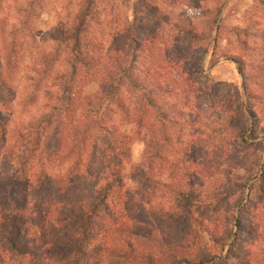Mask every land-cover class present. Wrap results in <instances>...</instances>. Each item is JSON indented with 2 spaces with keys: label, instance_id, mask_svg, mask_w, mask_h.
Instances as JSON below:
<instances>
[{
  "label": "trees",
  "instance_id": "1",
  "mask_svg": "<svg viewBox=\"0 0 264 264\" xmlns=\"http://www.w3.org/2000/svg\"><path fill=\"white\" fill-rule=\"evenodd\" d=\"M98 1L75 0L70 6L68 20L61 23L63 36L53 39L65 44L69 70L51 75L46 60L34 86L40 89L48 78L54 89L47 92L35 124L18 132L24 150L16 155V144L6 149L16 159L12 174L0 183V264H146L139 255L145 249L130 244L132 239L141 230L148 233L164 224L168 229L169 223L185 231L175 242L173 264H264V230L256 223L257 218L264 221V164L260 157L252 164L247 154L256 145L248 140L264 132V93L252 87V65L241 55L231 56L248 101L243 102L239 88L220 101L218 86L205 83L197 66L207 47L192 23L174 25L180 35L163 40L159 58V25L147 37L135 35L139 12L148 13L154 23L161 20V7L153 0H137L133 20L105 41L107 51L99 54L101 41L94 37L91 42L85 35L91 25L100 26ZM256 1L264 8V0ZM221 6L206 12L213 15L207 25L211 38L221 33ZM112 20L116 29L119 18ZM4 50V66L13 69V49ZM93 82L98 89L85 91ZM1 102L5 106L10 101ZM219 108L215 123L208 124L221 142L224 134L233 133L235 142L228 146L235 147L229 151L221 143V157L215 161L204 150L200 125L207 126L214 117L210 112ZM136 137L146 146L139 170L147 182L148 171L161 174L163 162L170 165L172 181L156 183L170 192L157 204V223L154 199L125 190L121 174ZM168 148L171 159L164 154ZM198 150L204 152L199 155ZM227 157L234 163L229 169ZM232 168L245 170V175ZM205 234L208 243L201 250ZM147 262L153 263L152 258Z\"/></svg>",
  "mask_w": 264,
  "mask_h": 264
},
{
  "label": "rangeland",
  "instance_id": "2",
  "mask_svg": "<svg viewBox=\"0 0 264 264\" xmlns=\"http://www.w3.org/2000/svg\"><path fill=\"white\" fill-rule=\"evenodd\" d=\"M74 2L75 0L72 2L71 0H0V65L2 63L0 116L3 118L0 121V183L2 184L5 182L4 180L10 177L15 168L13 159L16 157H10L6 153V149H13V145L16 144V155L24 150L23 140L19 139L18 132L23 127L29 128L31 124H35L41 104L46 101L47 92L54 89L51 87L52 82L48 78H45L46 84H43L40 89L37 87L35 89L34 86V81L41 79V71L45 67L46 60L49 68L48 73L51 75L58 71L66 72L69 70L65 44L60 46L53 39H61L63 36L61 23L64 24L68 20V15L71 13L70 6L73 9ZM153 2L161 7V20L157 19L158 23H154L153 18L148 13L139 12L134 27L136 28L135 35L144 38L154 29L155 24L160 26L155 43L157 54L162 51L163 40L180 35L174 28L175 24L185 27L192 23L194 29L198 33H202L200 40L204 45L203 48L207 47V52L202 61H197V66H200L202 74L207 77L203 80L205 83H208L209 86L213 84L218 86L217 91L221 93L218 97L220 101L227 94L234 95L237 91L234 92L233 90L238 88L242 94L243 102L246 104L248 101V98L243 95V77L238 70L237 63L231 58L232 55L237 57L241 55L252 65L249 68L254 83L252 87L255 91L264 93L262 88L264 86V8L256 0H153ZM96 5L100 26L91 25L93 27L90 30L88 28L89 32L87 30L85 35L91 42H94L93 39L95 38L101 41L102 49H99V54H102L108 48L105 41H110L111 37L118 33L127 22L133 20L137 0H99ZM219 6L222 8L220 14L222 20L218 21L217 26H221V33L218 35V32H215L211 38L207 34V25L208 18H213V15H208L206 12L210 9L214 13ZM113 16L119 18V26L116 29L112 24ZM236 30L240 32L239 35L236 34ZM215 37H217V41L214 39ZM243 43L244 45H242ZM5 46L13 49L11 57L13 69L8 68L7 65L4 66V57L7 53L4 50ZM160 56L158 54V58ZM54 58L57 59L53 63ZM7 71L12 73L11 81H8L5 76ZM97 89L98 84L95 82L84 87V90L89 93L95 92ZM33 91L36 99L33 98ZM11 93L12 96L9 95ZM4 99L10 101L5 106L1 102ZM218 110L221 109H217L215 113L214 111L210 112V115L214 117L206 122L207 126L200 125L203 128L201 133L204 139V150L210 151V155L215 161L221 157V143L228 146L229 143L235 142L233 138H230L233 133H230L229 136L226 135V138L224 134L223 138L226 140L223 142L212 133L208 123H215ZM5 123L7 130L4 132ZM130 128L129 126L128 129ZM186 130L190 131V128L187 126ZM4 134L6 135L5 139ZM254 137L255 139L248 140V142L256 144L251 147V155L247 153L249 155L248 161L253 164L255 159L260 157V164H264V132L259 131ZM4 141L7 144L5 146ZM228 147L227 150L234 151L235 146ZM145 148V142L141 138L136 137L133 140L130 159L124 162L121 174L126 185L125 190L138 194L137 198H143V195L147 194L152 200L154 199L152 215L157 223L160 222L157 218L159 215L157 204L162 201L164 203L170 192L167 187L160 185L156 187V183L166 184L172 181L171 176L168 175L170 165L168 162H163L165 170L161 174L156 169L148 171L151 180L147 182L146 177H144L145 172L139 170L144 159ZM171 150L168 148L164 151L165 156L169 159L172 157ZM204 150H198L197 153L201 155ZM256 153L258 156L255 155ZM232 161V157L226 158L224 165L228 164L226 165L227 169L234 166ZM233 173L244 176L245 170L233 169ZM254 181L253 179L249 185ZM193 209L196 210L195 207ZM263 212L264 206L260 207L261 216ZM176 215H173L174 219ZM163 220L168 222L167 219ZM263 222L262 219L257 218L256 223L262 230H264ZM169 224L168 229H166L167 225L164 224L155 231L148 230V233L145 232L146 230H141L142 233H136L132 239L130 244H135L139 249H145L139 250L142 253L139 255L146 264H173L172 256L177 252L175 242L181 241L185 231L182 225ZM252 229L255 230L254 227ZM207 239L205 234L203 240L205 242L202 243L201 250L206 245L205 243H208ZM208 245L210 247L211 243ZM196 250L198 249L196 248ZM226 251L227 249L223 252V256H225ZM243 256L244 254H242ZM149 258H152L153 263L147 262Z\"/></svg>",
  "mask_w": 264,
  "mask_h": 264
}]
</instances>
